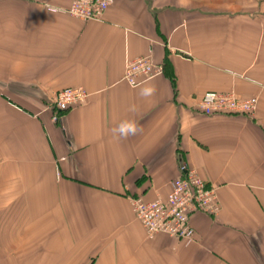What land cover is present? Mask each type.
Returning a JSON list of instances; mask_svg holds the SVG:
<instances>
[{
    "label": "crops",
    "instance_id": "0c3cea01",
    "mask_svg": "<svg viewBox=\"0 0 264 264\" xmlns=\"http://www.w3.org/2000/svg\"><path fill=\"white\" fill-rule=\"evenodd\" d=\"M71 2L0 0V264H264V0H114L87 23ZM141 57L164 71L131 88ZM66 88L89 97L54 123ZM226 92L253 117L196 112ZM125 119L143 131L114 135ZM182 166L220 211L149 237L128 199H166Z\"/></svg>",
    "mask_w": 264,
    "mask_h": 264
},
{
    "label": "built area",
    "instance_id": "2783aa9c",
    "mask_svg": "<svg viewBox=\"0 0 264 264\" xmlns=\"http://www.w3.org/2000/svg\"><path fill=\"white\" fill-rule=\"evenodd\" d=\"M114 0H72L64 12L83 23L94 21L113 5ZM55 12L59 10L56 8ZM54 12V13H55ZM163 73V68L150 58L141 57L126 63L123 81L135 88L145 81ZM82 88H66L59 91L52 102V121L57 123L67 111L83 105L88 99ZM196 112L206 117L227 116L251 118L256 112L255 99L243 100L232 92L207 93L196 104ZM136 220L149 237L165 235L178 240H192L195 231L191 218L196 214L215 217L220 211L217 189L204 182L194 170L180 168L166 199L145 202L141 198L128 199Z\"/></svg>",
    "mask_w": 264,
    "mask_h": 264
},
{
    "label": "clouds",
    "instance_id": "9594fccd",
    "mask_svg": "<svg viewBox=\"0 0 264 264\" xmlns=\"http://www.w3.org/2000/svg\"><path fill=\"white\" fill-rule=\"evenodd\" d=\"M51 12H55V9H50ZM156 93V88L154 85L140 86L138 96L142 99H148L154 96ZM131 111H135V106H133ZM143 131L141 126L135 120L125 119L122 120L116 127L112 129L114 135L121 139H127L130 136H136Z\"/></svg>",
    "mask_w": 264,
    "mask_h": 264
},
{
    "label": "trees",
    "instance_id": "16d2710c",
    "mask_svg": "<svg viewBox=\"0 0 264 264\" xmlns=\"http://www.w3.org/2000/svg\"><path fill=\"white\" fill-rule=\"evenodd\" d=\"M164 71V70H163Z\"/></svg>",
    "mask_w": 264,
    "mask_h": 264
}]
</instances>
